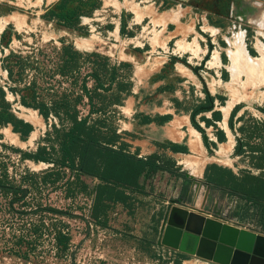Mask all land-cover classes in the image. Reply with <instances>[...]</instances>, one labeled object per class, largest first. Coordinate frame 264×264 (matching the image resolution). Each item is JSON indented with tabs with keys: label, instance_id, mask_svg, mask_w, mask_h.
<instances>
[{
	"label": "rangeland",
	"instance_id": "rangeland-1",
	"mask_svg": "<svg viewBox=\"0 0 264 264\" xmlns=\"http://www.w3.org/2000/svg\"><path fill=\"white\" fill-rule=\"evenodd\" d=\"M57 1L0 0V32L12 29L9 43L0 41V86L11 113L31 125L26 138L20 140L9 124H0V264H175L177 254L159 248L153 230L159 226L165 206L172 202L264 234L256 225V216L240 218L244 208L253 210L248 202L222 187L209 188L203 176H189L166 153L168 140H153L152 144L157 143L155 153L174 160L172 173L140 178L142 193L108 198L96 178L54 162L58 146L52 125L60 127L59 119L51 111L43 119L37 109L20 104L21 94L32 93L34 104L49 106L50 96L45 93L52 87L46 84L45 72L55 67L52 60H57L49 44L71 43L81 52L107 56L109 64H130L119 74L121 82H130V91L121 90V102L111 105L104 116L91 115L107 119L96 124L100 142L138 156L132 141L140 137L143 127L154 130L147 128L148 124L160 126L155 120L144 123L145 117L170 114L173 129L183 122L191 125L189 113L204 104V93H208L221 96L211 106L220 113L222 110L226 125L231 110L237 108L227 142L225 138L218 149L202 143L211 160L206 164L229 168L237 176L244 171L258 174L264 169V137L246 135L254 131L255 122L264 134V47L259 49L260 56L249 54L248 49L254 50L255 41L264 45V16L252 21L256 8L250 0H99L90 15L79 18L85 36L40 17ZM256 1L264 6V0ZM4 2L11 10L4 12ZM232 2L243 15L234 13ZM67 6H79L80 14L90 8L78 0ZM121 19L126 30L123 34L119 33ZM237 42L242 52H237ZM233 51L239 53L235 58L231 57ZM9 52L22 59L6 58ZM2 65L10 68L11 77ZM89 68L86 65L80 70L84 73ZM55 79L60 82L54 83ZM68 82L56 75L49 83L54 90L70 88ZM29 83L30 90L25 89ZM85 112L82 108L81 114ZM200 116L211 118V111L198 113L194 121L209 140L215 139L216 129L223 130L221 118L212 121L213 127L205 126ZM238 141L242 145L237 153ZM34 152L48 159L34 161L24 156ZM182 173L190 178L186 189ZM15 188L19 191L13 192ZM59 238L66 242L65 250H59ZM150 252L157 258H150ZM178 260L179 264H213L194 256Z\"/></svg>",
	"mask_w": 264,
	"mask_h": 264
},
{
	"label": "trees",
	"instance_id": "trees-1",
	"mask_svg": "<svg viewBox=\"0 0 264 264\" xmlns=\"http://www.w3.org/2000/svg\"><path fill=\"white\" fill-rule=\"evenodd\" d=\"M70 1L58 0L46 9L40 17L53 21L56 27L73 30L77 35L85 36V27L79 24V18L80 16L90 15L92 9H95L98 5L99 0H78L80 4L86 5L88 3L90 6L89 10L82 11L81 14L78 9L79 6L72 8L67 6ZM5 5L8 4L5 2L1 3V6L7 8L4 12L11 10L10 6ZM124 26L123 19H121L119 33H126ZM10 28H4L0 32V41L3 42V45H7L10 41L12 33V29L10 30ZM49 51L55 52L57 60L50 59L52 63L55 61V64H53L55 67L45 72L47 80L51 82L52 78L54 79V76L57 75L64 82L69 80L70 88H55L53 90L52 84L46 80V84L52 87L51 91L46 90L47 94L45 93V95L50 96L49 106L45 103L34 104L32 93L29 96L21 94L20 104L24 107L37 109L43 119L47 118L49 111L59 119L60 127L52 125L54 139L58 146V157L54 162H57L61 167L74 168L80 173L96 178L102 186L101 193L106 196L108 195V198L115 199L126 197L128 192L142 193L143 186L141 181L155 175L157 172L167 171L172 173L174 171V160L170 157L164 159L162 155L160 156L155 151L146 156H137L125 151L123 148L112 147L109 144L100 142L101 135L97 130L96 124L102 123L104 119L105 121L107 119H100L98 116L92 118L91 115L98 113L104 116L111 105L121 102V90H126L127 93L130 91V82H121L119 80L121 70H128L130 64L126 62L109 64L107 56L94 51L81 52L71 43H62L58 47L49 44ZM248 52L251 55H255V52L251 48L248 49ZM5 57H14L17 60L22 59L19 54L11 52ZM221 57L224 61V56L221 55ZM86 65L90 66V68L82 73L81 70H84ZM2 66L6 70L8 77H11L12 72L10 68L5 65ZM58 82L60 81L54 80V83ZM31 84L34 87V82H31ZM51 87L48 89H51ZM25 89L30 90V83L25 86ZM27 97H29L28 100H26ZM215 98L222 99L221 96L214 97L208 93H204V104L196 105L189 113L191 125L200 134L201 141L205 147H214L217 142H222L225 139L224 132L217 128L214 133L215 139L209 140L203 129L194 121L198 113L211 111V118L200 116L199 119L204 122L205 126L211 125L214 127L212 121H218L221 118L218 110H212L211 105ZM82 108L86 110L85 114H81ZM236 108L237 106L231 110L228 117L227 127L230 131L234 130L231 117ZM154 118L145 117L143 122L147 123L155 120L157 124L161 125L170 120L171 115H156ZM0 124H9L12 131L18 133L20 140H24L31 131V125L28 122H24L11 113L9 104L4 99V91L1 86ZM253 125L255 127L254 131L247 134L246 137H264L261 129L256 128L257 122ZM238 130L240 131V128ZM154 145L157 147L156 142ZM241 145L240 141L236 143L235 150H237V153L241 149ZM165 146L171 152L187 153L185 144L166 141ZM24 156L34 161H46L48 159L45 155L38 154V152L25 153ZM168 164L171 166H168ZM259 167L263 168L262 166ZM241 172L243 171L241 170ZM181 175L184 178V188L186 189L190 178L187 175L185 176L184 173ZM202 176L209 188L222 187L229 195L237 196L248 202L253 210L247 212L248 210L244 208V211L242 210L239 213L240 218L245 220L248 217L252 218L256 216V225L264 233V169L258 172V174L244 171L241 176H237L229 168L210 163L205 165ZM140 178L142 179L141 181ZM17 191H19L18 188L13 190V192ZM159 218L161 217L159 216ZM157 227L158 225L153 228L156 233ZM57 242L60 244L59 250L67 248V244L63 239L59 238ZM148 256L152 259L157 258L152 252ZM177 257L174 262L175 264H179V258H187L182 253L177 254Z\"/></svg>",
	"mask_w": 264,
	"mask_h": 264
},
{
	"label": "water",
	"instance_id": "water-1",
	"mask_svg": "<svg viewBox=\"0 0 264 264\" xmlns=\"http://www.w3.org/2000/svg\"><path fill=\"white\" fill-rule=\"evenodd\" d=\"M155 244L213 264H264V234L175 202L163 210Z\"/></svg>",
	"mask_w": 264,
	"mask_h": 264
},
{
	"label": "crops",
	"instance_id": "crops-1",
	"mask_svg": "<svg viewBox=\"0 0 264 264\" xmlns=\"http://www.w3.org/2000/svg\"><path fill=\"white\" fill-rule=\"evenodd\" d=\"M237 14H238V12H237ZM245 22H246V20H245ZM209 28H211L212 30H215V32H216L215 28H212V27H209ZM258 35H260V34H258ZM231 42H232V38L229 41L227 40V44L231 45ZM262 46L264 47L262 42H260V41L254 42V44H253L254 50L253 51L257 54V56H260V53L263 51L261 48ZM260 48L262 51L259 50ZM263 53H264V51H263ZM226 57H227V59L229 58V60H230V55H226ZM226 68L230 73L229 81H231V77H232L231 72H230L228 66H226ZM220 111H221L220 123L222 124L221 125L222 129H223L222 131L224 132V136L226 138L225 142H227L228 135H229V133H228L229 129L226 125V120H225L226 116L224 115L222 110H220ZM172 120L173 119H171L170 121H168L166 123H163V125H160V126H155L152 123L147 125V128L149 127L150 129H154V130L145 129L146 127H143L142 131H143V133L145 132V134L142 133L140 135V137H138V138L134 139V141H132L133 145H135L138 148V151H137L138 156H145V155H148V154L155 151V146L152 144L153 140H156V141L168 140V141L174 142V143L183 142L187 147V153L170 152V151H166V153L169 154L171 157H173L175 159L176 163L179 164L181 166V168H183L187 171V174L189 176H191L192 178H195V179L202 178L203 168H204L205 164L211 160L206 154V151L202 145L199 133L194 128H192L191 125H189V124L185 125L184 122L179 126L178 129H173L174 127H172L170 125ZM211 140H214V139H211ZM223 144H224V142L216 143L217 149H218L219 145H223ZM180 206L187 208L185 205H180ZM157 232H158V227H157ZM159 248H161L167 254H170V253H171V255L179 254L178 252L170 250L166 247H159ZM186 256H187V258L191 257L190 255H186Z\"/></svg>",
	"mask_w": 264,
	"mask_h": 264
},
{
	"label": "bare ground",
	"instance_id": "bare-ground-1",
	"mask_svg": "<svg viewBox=\"0 0 264 264\" xmlns=\"http://www.w3.org/2000/svg\"><path fill=\"white\" fill-rule=\"evenodd\" d=\"M250 2L254 5V7L256 8V13L254 14V15H252V21L253 22H258L259 21V19H261L260 17L261 16H264V6L262 5V3L261 2H259V1H256V0H250ZM261 27V26H260ZM241 38V37H240ZM239 39V38H238ZM233 40H235L234 38H233ZM237 45H236V48H237V52H242L241 50H242V48H241V46L238 44V42L236 43ZM245 51V50H244ZM235 54L236 53H234V51H233V53H232V55L233 56H231V57H233V58H235ZM237 54H239V53H237ZM236 54V55H237ZM239 57V56H238ZM242 57V56H241ZM244 57V56H243ZM236 59H237V57H236ZM261 60V59H260ZM259 60V61H260ZM233 62H234V60H232ZM233 67V66H232ZM236 69V68H235Z\"/></svg>",
	"mask_w": 264,
	"mask_h": 264
},
{
	"label": "flooded vegetation",
	"instance_id": "flooded-vegetation-1",
	"mask_svg": "<svg viewBox=\"0 0 264 264\" xmlns=\"http://www.w3.org/2000/svg\"><path fill=\"white\" fill-rule=\"evenodd\" d=\"M229 1H231V0H229ZM231 6H233V8L232 7H230V8L231 9H234V13L235 14H237V12H238V15H243V14L240 13L241 10H240V8L236 4L233 3V4H231Z\"/></svg>",
	"mask_w": 264,
	"mask_h": 264
},
{
	"label": "clouds",
	"instance_id": "clouds-1",
	"mask_svg": "<svg viewBox=\"0 0 264 264\" xmlns=\"http://www.w3.org/2000/svg\"><path fill=\"white\" fill-rule=\"evenodd\" d=\"M171 250V249H170ZM174 251V250H173ZM175 252H177V251H175Z\"/></svg>",
	"mask_w": 264,
	"mask_h": 264
}]
</instances>
